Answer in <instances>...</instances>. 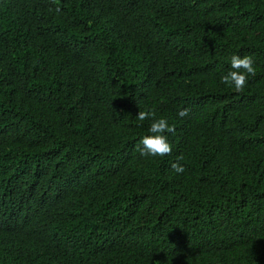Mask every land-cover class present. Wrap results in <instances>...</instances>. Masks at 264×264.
<instances>
[{"label": "trees", "instance_id": "obj_1", "mask_svg": "<svg viewBox=\"0 0 264 264\" xmlns=\"http://www.w3.org/2000/svg\"><path fill=\"white\" fill-rule=\"evenodd\" d=\"M0 264H264V0H0Z\"/></svg>", "mask_w": 264, "mask_h": 264}, {"label": "clouds", "instance_id": "obj_2", "mask_svg": "<svg viewBox=\"0 0 264 264\" xmlns=\"http://www.w3.org/2000/svg\"><path fill=\"white\" fill-rule=\"evenodd\" d=\"M253 65L254 61L250 55H245L243 57L233 55L230 59L231 70L221 77V82L233 88L238 93L242 92L248 82V77L256 75V69ZM188 113L189 109L183 108L178 111V116L183 118L186 117ZM151 117H154V112L152 111H139L136 115V119L139 121H144ZM174 131V127L170 126L166 119H153L149 127V132L152 133V135H145L139 141L138 150L140 155L145 157H163L170 155L172 148L167 137L163 133ZM181 159L182 157H177V161ZM171 167L177 174H181L185 171L183 165L179 163H173Z\"/></svg>", "mask_w": 264, "mask_h": 264}]
</instances>
